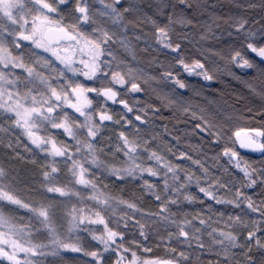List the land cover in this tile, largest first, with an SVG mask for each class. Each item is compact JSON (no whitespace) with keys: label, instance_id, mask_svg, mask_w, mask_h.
<instances>
[{"label":"snow or ice","instance_id":"6c2138e0","mask_svg":"<svg viewBox=\"0 0 264 264\" xmlns=\"http://www.w3.org/2000/svg\"><path fill=\"white\" fill-rule=\"evenodd\" d=\"M0 153V264H264V0H0Z\"/></svg>","mask_w":264,"mask_h":264},{"label":"rangeland","instance_id":"374dc122","mask_svg":"<svg viewBox=\"0 0 264 264\" xmlns=\"http://www.w3.org/2000/svg\"><path fill=\"white\" fill-rule=\"evenodd\" d=\"M235 71V70H234ZM251 71V70H249ZM237 72H242L241 71H237ZM195 79V78H193ZM224 83L220 84L224 87L225 90V95L229 96L230 98L225 97V99L227 98L228 100L230 99V101L233 102V99L231 98V94L233 93V91L236 93L237 97H244V99L239 100V104H241L238 108L240 109H244V106L246 103L251 102L252 105L258 103V100H252L251 97L248 96L247 90L245 89L244 85L238 81V80H234L231 77L227 76V74H224ZM213 88V86H211ZM208 91H211V88L208 89ZM257 120L261 119V117L257 116L256 117ZM248 125L244 123L243 127H247ZM252 126H256V125H252ZM180 127H183V124L180 125ZM107 183V182H105ZM85 196L88 195V193H84ZM154 207V206H152ZM173 211H175V209H173ZM188 211H192V209H188Z\"/></svg>","mask_w":264,"mask_h":264},{"label":"trees","instance_id":"16d2710c","mask_svg":"<svg viewBox=\"0 0 264 264\" xmlns=\"http://www.w3.org/2000/svg\"><path fill=\"white\" fill-rule=\"evenodd\" d=\"M221 2L227 5L231 2V0H221ZM242 74H243L242 72H237V75H242ZM212 86H213V88L222 90L225 93L224 87L222 85H220L219 83H214ZM225 97L230 98L229 96H226V95H225ZM228 102L230 104L233 103L232 101H230V99L228 100ZM240 105L241 104H239V103L236 104L237 107H239ZM165 114L167 115V113H165ZM243 126H244V123H241L240 127H243ZM169 127H171V125H169ZM3 155H4V153H0V163L3 162V160H2ZM26 159H31V158L26 157ZM21 166H22V164H21ZM161 254L162 253H160V252L156 253L157 256H160ZM207 259H214V258L213 257H207Z\"/></svg>","mask_w":264,"mask_h":264}]
</instances>
